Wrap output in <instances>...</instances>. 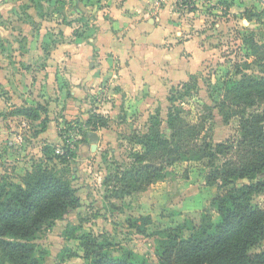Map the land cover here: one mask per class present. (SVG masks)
Returning <instances> with one entry per match:
<instances>
[{
	"label": "rangeland",
	"instance_id": "rangeland-1",
	"mask_svg": "<svg viewBox=\"0 0 264 264\" xmlns=\"http://www.w3.org/2000/svg\"><path fill=\"white\" fill-rule=\"evenodd\" d=\"M108 1L0 0V46L2 47L0 63L3 62L2 57L5 58L2 54H10L13 48L22 49L29 45L42 49L38 68L43 70L44 65H47L49 50L60 48L66 51L59 50L56 57H53L59 74L61 66L68 62L69 53L74 52V47L88 44L95 49L97 46L94 43L97 28L95 20L100 16L98 12L103 14L105 19H110ZM122 1L115 0L114 4L118 7ZM170 1L171 3L168 4L170 15L167 20L174 24L170 38L175 42H183L188 37H198L199 45L210 51V55L202 60L195 73L197 92L193 94L191 91L184 98V108L190 112L189 118L197 119L199 115H208L204 104L214 106L223 94V89L240 78L236 73L237 70L246 74L264 75V59L260 60L264 54V0ZM144 2L145 7L139 14L143 19L156 17L169 0ZM192 7L196 9L191 11ZM124 13L128 16H138V13L134 10L132 12L131 9H127ZM67 27H71L72 34H65L64 30L68 29ZM75 33L82 36L78 42L75 41ZM249 38L263 44V47L256 51ZM115 43L128 44V40L124 34H121L118 35ZM130 43L133 50H138L134 49L138 47H146V49L153 47L154 51H158L159 48L169 47L167 43L161 42L148 48V44L145 46L143 43H138V39L137 42L130 39ZM12 57V54L8 55V59ZM73 57L79 58L78 55ZM91 57L89 61L91 64H100L102 58L106 60V55L100 57L95 50ZM153 58H157L154 63L160 62L157 61L160 57ZM113 63L115 68L112 69L110 76L115 79L118 75V65L116 60H113ZM155 65L152 67L154 74L157 73L155 69L161 68ZM181 82L183 81H175L164 88L154 80L152 85L147 83L146 88L138 85L129 91H122L115 80L100 81L94 93L100 100L94 96L92 98L99 100L96 103L101 104L102 108H105L104 105L108 107L112 105L115 107V113L109 118L107 128L97 130L95 142L87 133L85 123L87 118L82 119L76 113L63 124L57 121L55 131L49 133L45 140L40 139L36 133L46 127V124L45 127L42 126L41 121L42 116L47 114L34 108L40 118L39 122L30 123L29 129L23 132L22 138L7 137L5 132L7 122L4 121L6 118H1L3 113L0 109V178L7 183H20L21 175L27 168H31L34 161L44 160V148L48 146L53 150L46 152L48 153L46 156L52 157V162L48 163V166L56 168L61 176L71 180L72 185L77 189V194L83 200L80 208L70 209L62 220H56L51 227L38 235L36 242L49 252L45 264H87L81 257L64 261L59 257L64 247L82 254L78 239L74 238L82 234H90L100 243L111 244L106 250L109 255H119L123 249H130L136 262L158 264L156 256L158 237L155 235L157 230L173 228L183 222L187 224L190 221L196 222L202 212L209 213L213 221H216V206L213 199L233 185L248 183V180L240 179L226 187L220 186V182L207 185L206 175L212 169L207 160L191 161L183 157L179 162L168 167L164 171L162 180L150 185L145 193L127 196L123 203H116L121 210L112 209L107 202L105 196L110 188L102 184L104 178L115 172L118 166L124 167L132 163L129 134L145 132L148 117L156 110H160V115L165 119L169 106L167 100L169 92L172 88L180 89ZM68 92L67 89L63 91L62 97L64 98ZM59 97L60 95L57 98ZM93 100H91L90 112H94L93 108L96 107ZM119 100L121 103H118ZM213 109V116L206 122V126L212 130L211 142L216 144L239 135L237 117L230 118L226 123L218 109L215 107ZM54 113V117H57L61 112L55 110ZM47 137L51 142L47 141ZM11 142L13 145L10 144ZM93 144L96 146L91 147ZM65 149L72 154L68 161L62 163L55 159V155H61L57 153L58 150H62L63 154ZM221 162L220 156L215 165L220 166ZM252 202L264 208V198L261 195H253ZM144 218H150V223L144 225L146 232L139 234L130 223L136 221V224L140 225L145 221ZM73 227L77 228L74 237L66 239L65 231L73 233ZM189 233L190 231L185 230L182 235L185 237ZM262 246L264 247V242Z\"/></svg>",
	"mask_w": 264,
	"mask_h": 264
},
{
	"label": "trees",
	"instance_id": "trees-1",
	"mask_svg": "<svg viewBox=\"0 0 264 264\" xmlns=\"http://www.w3.org/2000/svg\"><path fill=\"white\" fill-rule=\"evenodd\" d=\"M249 39L256 51L263 47ZM263 59L264 54L260 60ZM236 73L240 78L223 89L214 106L204 104L208 115H199L197 119L189 118L190 112L184 108L185 96L198 90L196 76L190 75L181 82L180 89L172 88L165 119L156 110L149 115L145 132L129 134L132 163L118 166L102 182L110 188L105 198L111 208L121 210L116 203H123L125 197L162 180L164 171L183 157L207 160L212 168L206 175L207 185L220 182V186L226 187L240 179L248 180L213 199L216 221L202 212L196 222L157 230L158 264H264V208L252 202L253 195L264 198V75L240 70ZM213 107L226 123L237 117L239 135L224 142H211L212 130L206 122L213 116ZM16 112L37 117L33 108ZM85 123L93 142L97 140L95 131L109 126L108 118L96 112ZM67 149L56 154L55 159L68 161L72 153ZM47 151L53 152L46 146L44 160L34 161L21 175L20 183H7L0 178V264H45L49 252L36 242L38 235L56 220H62L70 209L83 205L71 180L48 166L52 157L46 156ZM220 156L222 162L216 166ZM144 220L140 225L136 221L130 223L139 234H144V225L150 223V218ZM75 230L76 227L72 228L73 233L66 230L65 238L74 237ZM185 230L190 233L184 237ZM74 238L78 239L82 254L64 247L59 253L61 261L81 257L87 264H147L136 262L130 249H123L119 255L107 254L111 244L100 243L90 234Z\"/></svg>",
	"mask_w": 264,
	"mask_h": 264
},
{
	"label": "crops",
	"instance_id": "crops-1",
	"mask_svg": "<svg viewBox=\"0 0 264 264\" xmlns=\"http://www.w3.org/2000/svg\"><path fill=\"white\" fill-rule=\"evenodd\" d=\"M144 1L123 0L116 7L115 0H109L107 4L109 5L110 19H105L103 14L98 12L100 16L95 20L97 27L94 40L97 45L95 49L87 44L83 47H74V52L68 50L71 52L69 53L70 57H68V62L61 66L59 74L56 70L57 63L53 57H56L60 48L49 50L47 65H44L43 70L38 68L39 55L42 53V49L39 47L27 45L22 49L13 48V52L10 53L13 57L9 59L8 55L10 54H2L5 55V58L2 57L3 62L0 63V90H2L0 109L3 113L1 118H6L4 121L7 122L5 126L6 136L22 138L23 132L27 128L29 129L30 123L39 122L38 114L36 118H32L16 112L22 108H34L37 111L46 112L47 116H42L41 121L42 126L45 127L46 124V127L36 133V136L42 140H45L49 133L55 131L57 121L63 124L74 113L82 119H88V114L92 113L90 112L91 100L98 98L94 94L96 93V86L102 80L108 79L110 82L115 80L122 91H129L138 85L146 88L154 80L166 88L175 81L184 82L189 79L190 75H195L202 60L210 55V51L199 45L198 37H188L183 42H175L170 38L174 25L167 20L170 15L168 6L171 3L170 0L164 8L160 9L156 17L143 19L139 14L145 7ZM150 1L155 3L154 0ZM127 9H131L132 12L134 10L138 16H128L124 13ZM172 14L174 15V13ZM67 28L63 29L65 34H72L71 27ZM121 34L126 36L128 44L115 43L116 38ZM81 37L80 35L76 36L75 41L78 42ZM130 39L135 42L138 39V43H143L145 46L148 44V48L161 42L167 43L169 47L159 48L158 51H154L153 47L149 49L138 47L134 48L138 50H133ZM124 46L128 47L124 48ZM1 48L0 46V50H2ZM93 50L100 57L106 55V60L102 58L100 64H91L89 61L92 58ZM62 51L66 50H60V52ZM134 51L136 52L134 53ZM2 53L4 52L2 51ZM74 55H78L79 58L73 57ZM154 56L160 57L157 60L160 62L154 63V60L157 59L153 58ZM113 60H116L118 65V75L115 79L110 76L112 69L115 68ZM154 64L161 67L155 69L157 72L155 74L154 68H152ZM156 65L155 67H157ZM66 89L69 92L63 98L62 93ZM99 100H93L96 105L93 110L109 120L114 116L115 107L104 105L105 108H108L105 110L101 104L96 103ZM118 103H121V100ZM55 110L61 112L57 117H54ZM95 134L97 136V131ZM47 141L51 142V139L47 137ZM34 143L33 141L32 144ZM10 144L13 145V142Z\"/></svg>",
	"mask_w": 264,
	"mask_h": 264
},
{
	"label": "built area",
	"instance_id": "built-area-1",
	"mask_svg": "<svg viewBox=\"0 0 264 264\" xmlns=\"http://www.w3.org/2000/svg\"><path fill=\"white\" fill-rule=\"evenodd\" d=\"M57 153H60V154H62V150H61V151H59V150H58V151H57Z\"/></svg>",
	"mask_w": 264,
	"mask_h": 264
},
{
	"label": "water",
	"instance_id": "water-1",
	"mask_svg": "<svg viewBox=\"0 0 264 264\" xmlns=\"http://www.w3.org/2000/svg\"><path fill=\"white\" fill-rule=\"evenodd\" d=\"M95 146H96L95 144L91 145V147H95Z\"/></svg>",
	"mask_w": 264,
	"mask_h": 264
}]
</instances>
